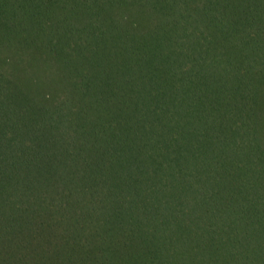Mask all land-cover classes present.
<instances>
[{
    "label": "trees",
    "instance_id": "obj_1",
    "mask_svg": "<svg viewBox=\"0 0 264 264\" xmlns=\"http://www.w3.org/2000/svg\"><path fill=\"white\" fill-rule=\"evenodd\" d=\"M0 264H264V0H0Z\"/></svg>",
    "mask_w": 264,
    "mask_h": 264
}]
</instances>
